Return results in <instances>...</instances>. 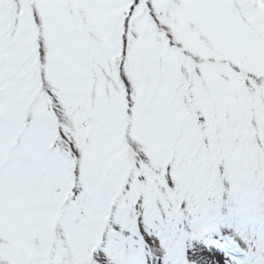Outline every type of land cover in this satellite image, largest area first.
Listing matches in <instances>:
<instances>
[{
    "label": "snow or ice",
    "instance_id": "6c2138e0",
    "mask_svg": "<svg viewBox=\"0 0 264 264\" xmlns=\"http://www.w3.org/2000/svg\"><path fill=\"white\" fill-rule=\"evenodd\" d=\"M0 264H264V0H0Z\"/></svg>",
    "mask_w": 264,
    "mask_h": 264
}]
</instances>
